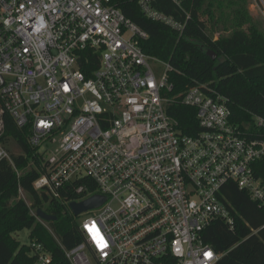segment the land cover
I'll return each mask as SVG.
<instances>
[{
    "label": "built area",
    "instance_id": "2783aa9c",
    "mask_svg": "<svg viewBox=\"0 0 264 264\" xmlns=\"http://www.w3.org/2000/svg\"><path fill=\"white\" fill-rule=\"evenodd\" d=\"M154 1L139 5L182 32ZM255 3L264 16V0ZM148 37L113 0H0V161L21 175L2 141L10 114L41 155L37 191L83 195L68 207L106 196L78 221L81 242L62 246L66 264H215L221 254L205 231L219 218L235 223L224 186L236 183L264 208V115L236 123L209 83L176 93L171 64L143 49ZM179 105L196 109V131L170 113ZM84 178L99 192L85 194ZM20 197L32 205L22 187ZM31 247L36 264H60Z\"/></svg>",
    "mask_w": 264,
    "mask_h": 264
},
{
    "label": "trees",
    "instance_id": "16d2710c",
    "mask_svg": "<svg viewBox=\"0 0 264 264\" xmlns=\"http://www.w3.org/2000/svg\"><path fill=\"white\" fill-rule=\"evenodd\" d=\"M113 2L149 34L142 43L145 52L171 64L170 81L176 93L209 83L228 97L236 123L252 126L255 114L264 115V32L253 23L246 9L237 7L232 33L215 39V29L210 28L209 22L215 25L218 21L211 3L204 8L207 0H184L182 7L172 0L153 2L155 8L185 24L182 32L149 18L139 0ZM205 14L208 20L203 18ZM208 51L216 54V58ZM170 113L178 118L185 132L197 130L194 107L179 105ZM29 135L27 127L19 128L10 114H6V134L2 141L21 175L10 160L0 161V264H36L31 247L35 241L50 251L60 264H66L62 246L72 248L83 237L78 216L66 201L83 195L63 193L57 200L34 188L40 172L33 162L40 164L41 155L30 144ZM12 141L20 146L19 154L12 151ZM260 174L264 177V172ZM78 184L85 185V194L99 192L92 179L84 178ZM20 187L32 200L31 206L20 197ZM223 194L235 223L232 227L219 218L205 231V240L221 254L215 264H264V208L234 182L224 186ZM38 208L57 216L56 220L48 221L52 230L32 213V209ZM25 228L30 230L29 244H23L17 237Z\"/></svg>",
    "mask_w": 264,
    "mask_h": 264
},
{
    "label": "rangeland",
    "instance_id": "374dc122",
    "mask_svg": "<svg viewBox=\"0 0 264 264\" xmlns=\"http://www.w3.org/2000/svg\"><path fill=\"white\" fill-rule=\"evenodd\" d=\"M209 3L212 4V10L215 15V20L218 21L217 24L214 25L213 22H209L210 28H214V38L217 39L220 35H229L232 33L233 28L232 26L236 23L235 19V9L237 7H241L242 9H246L249 16L252 18L253 23H255L261 31L264 32V16L261 13L260 9L255 3V0H207L205 7L209 6ZM204 19L208 20V15H203ZM154 68L156 69V74L158 78H161L164 74V69L159 67V65H155ZM13 142V141H12ZM12 151L16 154L21 152V148L16 143H12ZM29 202L32 204V200L27 195ZM114 207H118V201H114ZM91 215L90 212H83L81 215L78 216V221L82 222L84 219ZM40 221V220H39ZM47 225L49 226L48 222L46 221ZM51 228V227H50ZM18 239L24 244H29L30 241V230L25 228L17 233Z\"/></svg>",
    "mask_w": 264,
    "mask_h": 264
},
{
    "label": "water",
    "instance_id": "95a60500",
    "mask_svg": "<svg viewBox=\"0 0 264 264\" xmlns=\"http://www.w3.org/2000/svg\"><path fill=\"white\" fill-rule=\"evenodd\" d=\"M208 54H211L213 58H216V54H214L213 52L208 51ZM105 200V195L95 194L82 201H72L70 202L69 207L74 215L79 216L83 212H87L91 209L101 206L105 202ZM35 215L41 217L45 221H53L57 219V216L51 215L41 208H38L36 210Z\"/></svg>",
    "mask_w": 264,
    "mask_h": 264
}]
</instances>
